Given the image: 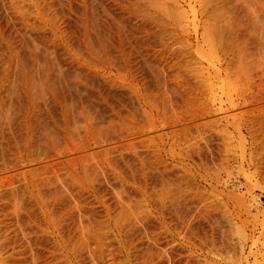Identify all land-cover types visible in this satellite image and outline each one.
<instances>
[{"label":"rangeland","instance_id":"obj_1","mask_svg":"<svg viewBox=\"0 0 264 264\" xmlns=\"http://www.w3.org/2000/svg\"><path fill=\"white\" fill-rule=\"evenodd\" d=\"M0 264H264V0H0Z\"/></svg>","mask_w":264,"mask_h":264}]
</instances>
